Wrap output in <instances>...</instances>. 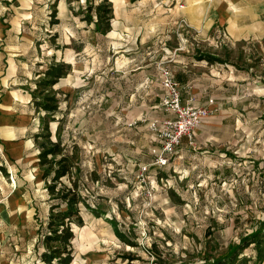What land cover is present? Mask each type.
Listing matches in <instances>:
<instances>
[{"label": "rangeland", "instance_id": "rangeland-1", "mask_svg": "<svg viewBox=\"0 0 264 264\" xmlns=\"http://www.w3.org/2000/svg\"><path fill=\"white\" fill-rule=\"evenodd\" d=\"M111 1L116 33L107 34L96 30L95 22L88 24L83 19L79 11L85 0H28L30 6L21 11L31 20L25 31L22 27L27 37L9 43H23L22 77L32 74L29 84L19 87L33 92L35 103L47 94L59 101L56 120L50 122L52 139L61 137L64 148L75 151L76 161L83 167L82 193L103 212L97 216L83 205L86 226L74 224L75 262L161 264L151 252L155 245L162 258L172 264L213 260L259 229L264 220V8L251 26L255 29L252 38L236 40L233 29L222 19V25L210 29L207 40L191 45L195 58L244 78L236 105L231 107L235 112L227 113L235 117L228 123L229 129L237 132L230 141L231 149L207 164L196 159L184 170L178 169L174 160L163 168L152 164L149 182L142 186L139 169L151 160L140 158L142 148L131 143L132 138L123 130L132 111H121L126 110L123 102L127 98L122 91L126 82L119 67L113 66V56L123 47L121 27L143 24L144 38L152 42L157 39L153 27L161 15L149 10L135 14L130 6L126 12L124 0ZM54 2L58 4L55 18ZM144 2L150 7L149 1ZM6 58H0L2 67ZM62 62L68 72L59 86L38 84L44 75L36 74ZM128 100L131 102L129 96ZM117 101L123 106L116 110ZM46 118L53 117L40 109L35 118L37 132ZM151 120L143 117L137 125ZM34 141L40 149L43 138L35 137ZM10 150L0 141V165L7 167V171L0 170V264H43L40 253L45 248L46 226L42 223L51 207L48 182L42 178L44 168L40 165L41 172L34 169L31 155L24 166L12 162ZM62 180L71 184L67 176ZM22 187L26 196L21 197L18 191ZM241 256L250 258L248 264H264V260L258 261L254 243Z\"/></svg>", "mask_w": 264, "mask_h": 264}, {"label": "crops", "instance_id": "crops-1", "mask_svg": "<svg viewBox=\"0 0 264 264\" xmlns=\"http://www.w3.org/2000/svg\"><path fill=\"white\" fill-rule=\"evenodd\" d=\"M27 1L0 0V58L3 55L7 57L4 67L0 61V141L3 148L14 151H9L12 162L17 161L24 166L29 160L27 156L31 155V166L41 172L40 150L34 145L37 132L35 118L40 114V109L33 101V92L19 87L29 84L32 74L27 73L26 78L22 77L24 66L20 60L23 54L20 48L23 43L21 46L9 44L12 39L27 37L22 27L24 25L25 31V25L31 22L30 16L21 14L22 9L26 10L25 7L30 6ZM144 1H149L150 7L145 6L148 2ZM124 4L126 12L127 6H130L134 7L135 14L149 10L151 14L161 15L153 27L157 39L152 42L144 38L143 24L121 27L120 44L123 47L116 50L113 56L116 65L113 66L119 67L120 76L126 82L122 89L127 98L123 102L126 110L121 111H132L133 118H129L123 127L125 135L132 138L131 143L136 142L142 148L138 151L142 154L140 158L151 160L150 149L156 144L155 136L147 123L142 126L137 124L142 122L143 117L151 120L173 116L160 106L164 88L157 63L162 59L171 66L179 82L184 104L192 99L194 104L206 105L209 98H215V110L195 131L194 142L190 143L187 137L182 139L178 153L172 158L175 166L184 170L188 164H195L196 159L201 164H207L212 161V157L223 158L232 147L230 141L234 134H237L228 126L235 117L227 113L235 112L231 107L236 105L237 93L244 78L235 73L233 76V72L229 75L223 71L224 68L217 69L214 63L206 59L195 58L191 45L196 41L207 40L210 29L222 25V19L225 25L233 29L236 40L252 38L255 29L251 26L261 14L264 0H124ZM183 21H186L188 28L183 25ZM108 32L116 33L112 27ZM172 44H176V48H171ZM179 50L188 54H179ZM117 53L120 54L116 58ZM41 75L44 74L35 76ZM62 78L55 87L60 85ZM123 104L117 101L116 110L121 109ZM22 190L19 188L18 194L21 191V197L26 196L23 187Z\"/></svg>", "mask_w": 264, "mask_h": 264}, {"label": "trees", "instance_id": "trees-1", "mask_svg": "<svg viewBox=\"0 0 264 264\" xmlns=\"http://www.w3.org/2000/svg\"><path fill=\"white\" fill-rule=\"evenodd\" d=\"M86 5L79 11L83 13V19L88 24H96V30L107 33L112 27L113 2L111 0H85ZM58 4L54 2L52 16L55 18L58 13ZM59 20L56 19L55 22ZM211 58L210 56H208ZM68 68L66 63H52L47 67L44 78L39 85H55L62 76L66 75ZM38 109H43L46 114L51 115L52 119H45L41 126V131L35 133L36 140L43 138L39 143V162L43 166V178L48 182L47 189L50 195L51 207L48 219L42 223L45 224L42 244L44 250L40 253V259L43 264H73L75 262L74 246L72 241L76 236L74 224L84 226L85 220L82 214L83 205L92 213L100 216L103 212L95 208L82 193L83 182L81 175L83 171L82 164L76 161V153L72 149L64 148L62 138L53 140L50 122L56 120L55 114L59 110V101L54 95L47 94L43 100L36 101ZM76 148V147H74ZM1 157V153H0ZM7 171V167L0 165V170ZM75 172L77 176L74 177ZM68 177L71 184L62 179ZM80 176V177H79ZM120 233V232H118ZM119 235V234H118ZM121 235V233H120ZM133 244V242H129ZM254 243L257 249L258 261L264 260V220L261 227L242 237L230 251L216 256L215 259H205L199 264H248L250 258L241 256L247 246ZM161 264H172L162 258L157 251L156 245L151 250ZM133 259V258H132ZM182 264H196L186 263Z\"/></svg>", "mask_w": 264, "mask_h": 264}, {"label": "built area", "instance_id": "built-area-1", "mask_svg": "<svg viewBox=\"0 0 264 264\" xmlns=\"http://www.w3.org/2000/svg\"><path fill=\"white\" fill-rule=\"evenodd\" d=\"M182 23L188 28L186 21ZM158 64L160 80L164 88L161 104L173 116L153 119L148 123L149 129L155 136L156 144L150 149L151 161L139 169L138 178L142 186L149 182L150 165L163 168L170 164L172 158L178 153L182 139L187 137L189 142L193 143L195 131L215 110L214 97L209 98L206 105L194 104L192 99L184 104L179 82L175 79L171 66L166 60H161Z\"/></svg>", "mask_w": 264, "mask_h": 264}]
</instances>
